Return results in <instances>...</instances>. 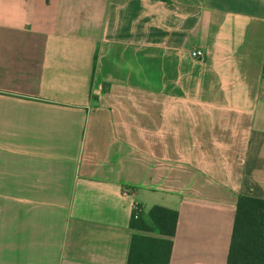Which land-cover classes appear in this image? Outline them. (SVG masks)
<instances>
[{"label":"crops","instance_id":"1","mask_svg":"<svg viewBox=\"0 0 264 264\" xmlns=\"http://www.w3.org/2000/svg\"><path fill=\"white\" fill-rule=\"evenodd\" d=\"M201 50L203 60L192 57ZM264 199V0H0V264H227Z\"/></svg>","mask_w":264,"mask_h":264},{"label":"trees","instance_id":"2","mask_svg":"<svg viewBox=\"0 0 264 264\" xmlns=\"http://www.w3.org/2000/svg\"><path fill=\"white\" fill-rule=\"evenodd\" d=\"M179 222V212L154 206L149 221L133 218L131 228L147 234L132 238L128 264H170ZM227 264H264V199L239 197Z\"/></svg>","mask_w":264,"mask_h":264},{"label":"built area","instance_id":"3","mask_svg":"<svg viewBox=\"0 0 264 264\" xmlns=\"http://www.w3.org/2000/svg\"><path fill=\"white\" fill-rule=\"evenodd\" d=\"M191 54L195 59L203 60L205 58V55L201 50H193ZM133 213L135 215V218H139L143 213L142 207L139 204H134Z\"/></svg>","mask_w":264,"mask_h":264},{"label":"rangeland","instance_id":"4","mask_svg":"<svg viewBox=\"0 0 264 264\" xmlns=\"http://www.w3.org/2000/svg\"><path fill=\"white\" fill-rule=\"evenodd\" d=\"M145 216L148 218L149 217V209L146 210Z\"/></svg>","mask_w":264,"mask_h":264}]
</instances>
